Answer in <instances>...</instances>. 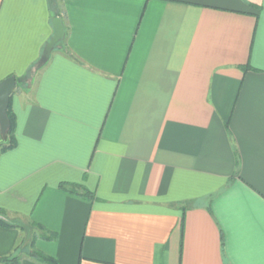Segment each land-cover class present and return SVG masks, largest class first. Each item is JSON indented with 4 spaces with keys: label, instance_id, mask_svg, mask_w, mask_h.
Segmentation results:
<instances>
[{
    "label": "crops",
    "instance_id": "1",
    "mask_svg": "<svg viewBox=\"0 0 264 264\" xmlns=\"http://www.w3.org/2000/svg\"><path fill=\"white\" fill-rule=\"evenodd\" d=\"M9 77L0 258L264 264V0H0Z\"/></svg>",
    "mask_w": 264,
    "mask_h": 264
},
{
    "label": "water",
    "instance_id": "2",
    "mask_svg": "<svg viewBox=\"0 0 264 264\" xmlns=\"http://www.w3.org/2000/svg\"><path fill=\"white\" fill-rule=\"evenodd\" d=\"M53 26L55 34L48 43L43 60L51 58L52 52L59 42H61L66 35L65 26L61 18L53 19ZM17 89L16 77H9L0 84V130L3 139L5 140L11 127V122L8 116V109L11 102V97Z\"/></svg>",
    "mask_w": 264,
    "mask_h": 264
},
{
    "label": "trees",
    "instance_id": "3",
    "mask_svg": "<svg viewBox=\"0 0 264 264\" xmlns=\"http://www.w3.org/2000/svg\"><path fill=\"white\" fill-rule=\"evenodd\" d=\"M249 67H246V70H248ZM12 98H11V102H10V106L8 109V116L11 122V127L10 130L7 134L6 139L4 140L3 137H1L0 139V155L9 151V150H13L17 147V136H16V129H17V121H16V116L13 113L12 110ZM60 188L66 191H69L73 194H78V191L73 189L74 187H69L68 185L62 184L60 185ZM82 196L89 198V199H95V195L89 191H87L86 189H83V193ZM0 214L1 211H0ZM0 224L2 226H14L9 224L8 222H5L4 220L0 219ZM41 237H43L46 240H55L56 236L55 235H41ZM34 245V244H33ZM33 251L31 256L37 260H39L42 263H46V264H56L55 261H53L52 258H50L49 256L37 251L34 247H32ZM19 259L17 257H4V258H0V264H18Z\"/></svg>",
    "mask_w": 264,
    "mask_h": 264
}]
</instances>
